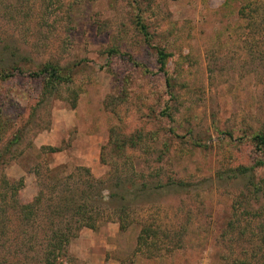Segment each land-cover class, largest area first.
I'll return each mask as SVG.
<instances>
[{"label":"rangeland","instance_id":"obj_1","mask_svg":"<svg viewBox=\"0 0 264 264\" xmlns=\"http://www.w3.org/2000/svg\"><path fill=\"white\" fill-rule=\"evenodd\" d=\"M156 48L172 55L173 98ZM0 62L27 71L0 80V109L17 124L0 137L23 133L0 175L24 181L22 202L49 189L51 170L66 179L88 168L112 192L120 179L187 185L136 204L126 195L125 230L111 199L114 220L84 228L60 264H264V168L257 188L230 172L264 159L252 139L264 129V0H0ZM47 62L72 81L38 106L41 84L28 74ZM133 137L121 158L114 142ZM3 221L0 264L41 263L42 236L17 242V218ZM144 225L159 232L154 246H140Z\"/></svg>","mask_w":264,"mask_h":264},{"label":"trees","instance_id":"obj_2","mask_svg":"<svg viewBox=\"0 0 264 264\" xmlns=\"http://www.w3.org/2000/svg\"><path fill=\"white\" fill-rule=\"evenodd\" d=\"M137 27L145 37V40L150 42L149 30L141 19L137 21ZM156 50L158 71L165 77L168 94L173 98L174 85L167 68L172 55L163 48H156ZM116 52L113 50L112 54ZM26 72L21 65L8 66L0 64V80L3 82H11L17 76L25 75ZM28 76L41 84L38 106H43V103L49 98L60 95L62 88L72 81V72L58 62H47L37 72H31ZM0 99L2 104H5L8 97L0 95ZM75 99L76 97L73 96V102H76ZM73 106H75V103ZM169 112V105H167L163 114L171 116ZM14 120L7 111L0 109V134L6 132L11 126L15 128L17 124L14 123ZM22 135L23 133L18 131L6 142L4 137H0V142H5L3 149L0 151V167L6 162L7 155L12 153V148L21 142ZM252 139L256 145V150L264 155V129L257 132ZM138 142L134 137L121 141L116 140L114 142L115 150L119 152L121 158H126L125 149H135L138 146ZM56 151L55 148L51 149L52 153H56ZM257 167L264 168V159L258 160L254 167H239L234 170L230 169V172L235 177L251 174L250 182L257 188L258 183L253 181L255 178L253 172ZM77 173L80 179L75 181L72 177H75ZM50 175L53 183L48 186L49 189H46V191L41 189L35 199L27 203L22 202L19 198L24 181L11 182L5 174H2V178L0 175V203L5 207L0 212V222L5 225L4 218L7 221L10 220V216L17 218L18 232L15 237L17 242L20 240L23 242H35L42 236V242L45 247L42 262L39 264H60V260L67 256L71 241L77 238L84 228L98 230L111 220H114L105 211L111 199L116 198L122 206V208L119 207L117 212L119 213L117 220L121 230H125L129 224L127 221V208L124 205L127 201L126 195H130L132 203L136 204L141 198L151 197L155 191L168 190L170 187L182 189L187 187L184 181L176 180L167 182L160 180L155 185H148L147 183L138 185L136 182L128 183L126 180L120 179L115 183L116 190L112 192V189H109L108 186L105 187L106 185L103 181L94 178L88 168H80L78 172L66 177V179H57L55 170H51ZM72 180L74 181L73 184L71 183ZM47 202L48 204H46ZM6 229L5 232H0V236L10 237ZM158 233L152 226L144 225L138 238L140 246L143 244L154 246L156 244L154 239L157 238ZM237 264L251 263L239 261Z\"/></svg>","mask_w":264,"mask_h":264}]
</instances>
